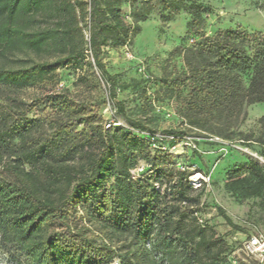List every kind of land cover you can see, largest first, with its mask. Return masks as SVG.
<instances>
[{
    "label": "trees",
    "instance_id": "16d2710c",
    "mask_svg": "<svg viewBox=\"0 0 264 264\" xmlns=\"http://www.w3.org/2000/svg\"><path fill=\"white\" fill-rule=\"evenodd\" d=\"M161 2L175 13L188 11L193 24L209 10L199 0ZM82 18L89 41L78 28ZM126 30L120 7L108 0H0V246L14 264H236L225 238L197 217L203 189L193 194L191 173L156 147L158 140L130 128L157 131L134 121L107 128L99 105L67 90L34 104L13 94L56 83L60 68L91 65L87 50L104 72L103 48L122 43ZM51 44L62 50L53 61L17 56ZM8 59L15 64H2ZM187 60L196 83L181 114L191 128L212 126L216 116L237 121L247 106L264 101L261 32L219 30L188 49ZM39 104L50 113L29 115ZM116 105L123 111L121 101ZM168 132L176 140L185 135ZM140 162L147 168L133 179L130 170ZM224 185L241 202H264V167L254 159L237 163Z\"/></svg>",
    "mask_w": 264,
    "mask_h": 264
},
{
    "label": "rangeland",
    "instance_id": "374dc122",
    "mask_svg": "<svg viewBox=\"0 0 264 264\" xmlns=\"http://www.w3.org/2000/svg\"><path fill=\"white\" fill-rule=\"evenodd\" d=\"M108 1L120 7L127 30L123 33L122 43L111 41L103 48L104 72L96 66L94 56L90 54L91 65L60 68L56 83L24 88L13 94L34 104L48 93L67 90L77 100L99 105L105 124L141 122L146 130L174 137L176 135L168 131L184 132L196 147L187 145L186 138L178 139L173 154L175 163L181 170L185 167L190 173L202 172L210 177V183L200 195L199 221L213 227L225 238L230 245V257L236 264H254V257L249 256L242 245L252 234L264 235L263 198L252 197L241 202L226 190L224 184L227 171L237 163L254 159L264 167V124L261 122L264 101L247 106L237 121L229 123L224 116H216L212 126L206 125V128H191L181 109L196 83L189 73L188 49L204 36L214 35L219 30L241 27L250 33L264 34V0H199L209 10L202 15L200 23L194 24L188 11L175 13L166 9L161 0ZM143 16L145 20L141 19ZM83 19L78 28H83L86 38L87 18ZM53 22L49 21L50 24ZM78 28L75 32L77 43L80 40ZM61 52L51 44L40 54L23 51L17 56L53 61ZM2 64L10 66L15 63L8 59ZM113 81L116 98L112 96ZM117 101L123 103V111L116 105ZM49 113L44 104H39L29 115L46 116ZM77 129L82 126L78 125ZM217 207H222L243 230L228 225ZM0 264H14L1 246ZM112 264H120V260L116 259Z\"/></svg>",
    "mask_w": 264,
    "mask_h": 264
},
{
    "label": "built area",
    "instance_id": "2783aa9c",
    "mask_svg": "<svg viewBox=\"0 0 264 264\" xmlns=\"http://www.w3.org/2000/svg\"><path fill=\"white\" fill-rule=\"evenodd\" d=\"M86 38H87V41H89V38H90L89 29L88 31H86ZM87 52L89 53V55L90 54L93 55L91 50H87ZM92 59H93V56H92ZM112 124L116 125V124H121V123L117 122V123H112ZM112 124L107 123L106 127L107 128L111 127ZM130 129L138 134H143L146 137H150L152 142H155L156 140H158V142H155V143L156 144L158 143V145L160 146L158 145L156 146L155 144L154 146L159 147L162 151L167 152V153L174 154L177 148V145L179 144L176 138L172 135L169 136V135H166L160 132L150 133L148 131H140L135 128H130ZM185 138H186L185 142L187 145L196 147L195 143L191 140L190 137L188 136L182 137V139H185ZM146 168H147V164L145 162H140L135 168H132L130 170L131 177L133 179L140 178L142 173H144V171L146 170ZM182 169L186 170L185 167H182ZM189 182L191 185H193V187L196 190H199V189H203L206 185L210 183V177L206 175L205 173L195 172L189 175ZM242 248L245 250V252L249 256L254 257L255 259L254 264H264V235L263 234L256 233V234L250 235L248 239L242 245Z\"/></svg>",
    "mask_w": 264,
    "mask_h": 264
}]
</instances>
